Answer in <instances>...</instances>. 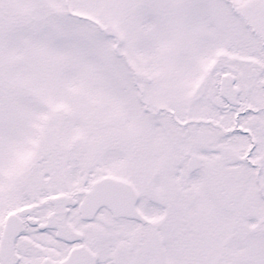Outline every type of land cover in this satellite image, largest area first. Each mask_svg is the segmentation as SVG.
<instances>
[{
  "label": "snow or ice",
  "instance_id": "snow-or-ice-1",
  "mask_svg": "<svg viewBox=\"0 0 264 264\" xmlns=\"http://www.w3.org/2000/svg\"><path fill=\"white\" fill-rule=\"evenodd\" d=\"M0 264H264V0H0Z\"/></svg>",
  "mask_w": 264,
  "mask_h": 264
}]
</instances>
